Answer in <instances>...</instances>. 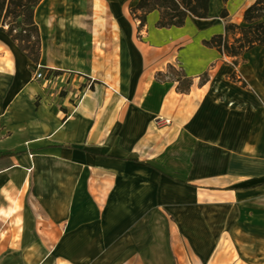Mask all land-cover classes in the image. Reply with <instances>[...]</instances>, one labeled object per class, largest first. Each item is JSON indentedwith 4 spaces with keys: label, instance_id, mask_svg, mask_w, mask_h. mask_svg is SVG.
<instances>
[{
    "label": "crops",
    "instance_id": "crops-1",
    "mask_svg": "<svg viewBox=\"0 0 264 264\" xmlns=\"http://www.w3.org/2000/svg\"><path fill=\"white\" fill-rule=\"evenodd\" d=\"M138 1L42 0L43 80L0 32V264H179L184 247L264 264V48L232 69L202 45L255 0H210L179 29L157 12L140 27ZM219 216H237L236 240H215Z\"/></svg>",
    "mask_w": 264,
    "mask_h": 264
},
{
    "label": "trees",
    "instance_id": "trees-1",
    "mask_svg": "<svg viewBox=\"0 0 264 264\" xmlns=\"http://www.w3.org/2000/svg\"><path fill=\"white\" fill-rule=\"evenodd\" d=\"M41 1L0 0V32L35 66L40 58V39L34 11ZM227 1L222 0L224 6ZM209 2L210 0H139L131 10V15L142 27L146 23V17L157 12L159 19L156 29H179L184 26L188 16L206 20ZM219 18L223 21V35L213 36L209 41L203 42L205 48L230 59L234 67L243 61L244 54L256 47L264 48V0H255L243 11V27L232 23L225 8ZM190 86L191 81L186 80L185 88H176V92L186 94Z\"/></svg>",
    "mask_w": 264,
    "mask_h": 264
},
{
    "label": "rangeland",
    "instance_id": "rangeland-1",
    "mask_svg": "<svg viewBox=\"0 0 264 264\" xmlns=\"http://www.w3.org/2000/svg\"><path fill=\"white\" fill-rule=\"evenodd\" d=\"M241 15L239 16V22L238 23H235V25H238V26H241L243 27L244 24L241 23ZM236 16V14L234 15ZM264 52V51H263ZM230 63V67L232 69H236L237 67H234L233 66V62L230 60L229 61ZM249 68V67H248ZM183 77V78H182ZM232 80L235 81V76H232L231 77ZM156 80L158 82H163V81H173V80H176L177 81V86L176 88L178 89H184L185 86H186V80H189L187 78L184 77V75L182 74V72H180L179 68H174V69H170L168 71V76H167V80L165 78H160V77H157ZM205 80V76H200L199 77V81H198V85L202 84ZM242 84H244L242 81H239ZM245 85V84H244ZM160 123H158L157 125L155 124L156 128H159L160 126ZM158 126V127H157ZM169 175H171L173 178H175V174L173 173H169ZM166 219H167V222L169 224V228H170V236L171 237H174L177 233L175 231V228H174V218L175 216H164ZM205 217V216H204ZM208 216H206L207 218ZM215 217V216H213ZM219 218H221V221L217 224L219 228H221L219 231V235L220 237L219 238H215V240L219 242L222 240V232H225V234H229V236L231 237L232 241L233 240H236L238 237V235H240V230L238 229V226H237V222L235 221V219H237V216H219ZM244 218L242 216L239 217V220H243ZM255 221H253L254 223L258 222L259 224H264V216H255ZM222 226H225V230H223ZM185 229V228H184ZM186 232V231H185ZM188 234H190V230H188L187 232ZM184 251L186 252H183L184 254V257L186 259V257L188 258L187 261H184L183 263H179V264H207L206 262H201V261H198L196 260V258L194 256H192V254L189 253V249L188 247H184ZM230 254V255H229ZM226 253L225 254V258H221L220 260L218 259H215V260H212V262L210 264H237V260H236V257H234L235 255L232 254V253ZM119 254H115L113 255L112 257H105L107 262L105 261H101V259L97 262V264H111L112 261H114L117 256ZM123 256H126V254H123ZM218 257V255L216 256V258ZM61 258H55V264H66L65 261H62L60 260ZM112 264H118L116 262L112 263Z\"/></svg>",
    "mask_w": 264,
    "mask_h": 264
},
{
    "label": "built area",
    "instance_id": "built-area-1",
    "mask_svg": "<svg viewBox=\"0 0 264 264\" xmlns=\"http://www.w3.org/2000/svg\"><path fill=\"white\" fill-rule=\"evenodd\" d=\"M35 68H36V71L33 74V79L34 80H43L44 79L43 70L38 65ZM155 123L157 125L158 123H160V121L156 120ZM164 123H167V122H164Z\"/></svg>",
    "mask_w": 264,
    "mask_h": 264
}]
</instances>
